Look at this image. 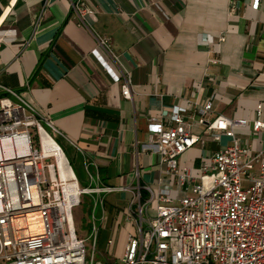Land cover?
I'll return each mask as SVG.
<instances>
[{"label": "crops", "instance_id": "0c3cea01", "mask_svg": "<svg viewBox=\"0 0 264 264\" xmlns=\"http://www.w3.org/2000/svg\"><path fill=\"white\" fill-rule=\"evenodd\" d=\"M85 2L95 14L83 26L71 0H0V86L51 117L79 174L87 175V162L97 165L101 186L114 189L105 195L100 235L125 242L134 230L131 200L138 190L147 200L145 188L157 190L165 169L156 150L144 147L152 119L170 126L172 109L182 107L200 134L198 108L210 99L206 119L252 120L259 103L264 118V0L257 8L254 0ZM97 38L110 40L129 72L130 100L121 95L119 65ZM236 137L254 144L249 130ZM218 148L206 137L180 157L179 168L196 169Z\"/></svg>", "mask_w": 264, "mask_h": 264}, {"label": "built area", "instance_id": "2783aa9c", "mask_svg": "<svg viewBox=\"0 0 264 264\" xmlns=\"http://www.w3.org/2000/svg\"><path fill=\"white\" fill-rule=\"evenodd\" d=\"M258 4L254 0L253 7ZM71 5L83 26L95 14L85 0H71ZM96 41L119 65L121 95L130 100L129 72L119 63L108 38ZM0 89V264H264L262 103L252 120L223 115L206 119L213 113L210 99L198 108L200 134L192 132L182 107L172 109L170 126L163 118L151 120L144 147L156 150L165 169L157 190L145 188L147 200L140 190L131 200L126 213L134 230L125 238L121 257L110 262L96 255L103 256L97 247L108 218L105 195L114 189L101 186L93 162L85 166L89 186L80 187L56 142L59 132L51 117L18 93ZM240 130H249L254 144L242 143L236 137ZM206 137L219 148L207 152L196 169H180V157L196 144L204 146ZM223 138L228 140L224 145ZM209 175L216 177L206 188ZM173 190L177 192L174 197ZM86 196L90 197L91 231L82 238L76 229L75 210ZM112 246L108 238L106 251ZM109 255L113 257L114 252Z\"/></svg>", "mask_w": 264, "mask_h": 264}, {"label": "rangeland", "instance_id": "374dc122", "mask_svg": "<svg viewBox=\"0 0 264 264\" xmlns=\"http://www.w3.org/2000/svg\"><path fill=\"white\" fill-rule=\"evenodd\" d=\"M227 141L228 140L226 138H223L222 144L223 145L226 144ZM56 142L60 146V148L62 149V151L64 153V156L66 157V159L68 160L69 164L71 165V169L74 172V176H75L79 186L80 187H88L89 186V181H88L87 175L85 176V175L79 174V172L76 170L75 166H73L72 163H70V161L68 159V156H66V152H65L64 148L62 147V144H60L58 139L56 140ZM214 177H216V175L207 176L206 182H205V187L206 188H210L211 187L212 180H213ZM243 185H244L243 187H246L245 183ZM176 194H177L176 190H173L172 197L176 196ZM89 201H90V197L86 196L84 198L83 205L80 208L75 210L76 229L78 230L79 236L82 237V238H87L89 233H90V231H91V224H90L91 204H90ZM96 216L97 217L99 216V210L96 211ZM111 239L113 241V246L108 251H106L105 245H106L107 238L105 236L100 235L97 248H98V251L103 254V256H101L100 254H97L96 258L98 260H106V261H110L111 262L113 260L117 261L118 258L121 257L122 250H123V247H124V239L120 241L116 236H112ZM90 249H91V241H88L86 243V250L88 252H90ZM105 251L109 252V253L114 252V256L111 257L109 255V253L105 254Z\"/></svg>", "mask_w": 264, "mask_h": 264}, {"label": "trees", "instance_id": "16d2710c", "mask_svg": "<svg viewBox=\"0 0 264 264\" xmlns=\"http://www.w3.org/2000/svg\"><path fill=\"white\" fill-rule=\"evenodd\" d=\"M141 197H142V199L144 200V199L146 198V194H144V193L142 194V193H141Z\"/></svg>", "mask_w": 264, "mask_h": 264}]
</instances>
